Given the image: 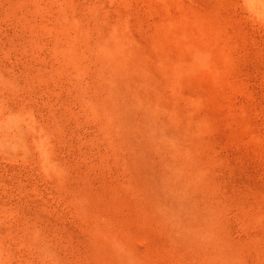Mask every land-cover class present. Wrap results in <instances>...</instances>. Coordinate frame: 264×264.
I'll list each match as a JSON object with an SVG mask.
<instances>
[{
  "label": "bare ground",
  "instance_id": "6f19581e",
  "mask_svg": "<svg viewBox=\"0 0 264 264\" xmlns=\"http://www.w3.org/2000/svg\"><path fill=\"white\" fill-rule=\"evenodd\" d=\"M216 1L218 5L210 1L211 7L203 1L206 5L201 8L197 0H145L144 14L138 11L137 0L136 4L135 0H0L1 19L19 25L25 41L17 53L0 52L2 162L7 155L16 164L26 161L46 179L70 186L64 178L65 164L54 147V127L60 118L57 132L64 131V122L70 121L76 111L90 125L92 141L103 149L104 161L115 159L119 171L124 172L132 165L126 153L123 155V138L137 126L147 131L162 157L156 171L158 179L148 190L156 196L152 201L163 215L172 218L182 244L193 250L194 263L264 264V180L234 183L237 167L219 148L220 118L204 89L208 75L219 76L224 69L219 49L228 60L229 45L235 44L230 20L222 15L223 6ZM231 1L240 18L264 40V0ZM4 20H0L1 30ZM2 40L0 46L5 43ZM31 78L44 82L43 90L55 93L48 109L40 111L32 101L25 100L22 83L33 93L39 86ZM72 100L76 108L70 106ZM57 115L59 118H55ZM127 182L130 193L145 189L131 176ZM59 183L56 189L60 187L61 192ZM2 185L0 191L5 192ZM3 192L2 197L7 194ZM61 193L63 198L68 195ZM76 193L78 196L71 200L80 205L76 198H83ZM91 199L86 200L91 203ZM38 222L16 234L0 219V264H84L92 254L81 249L83 243L79 248L80 241L70 238L69 232L57 228L50 233L52 237L50 230L46 231L48 227ZM236 227L243 233L237 234ZM109 231L97 230L89 243L98 254L91 256L97 264H146L138 250L122 237L124 233L116 230L118 236ZM62 239L65 242L61 243ZM67 243L78 247L75 257Z\"/></svg>",
  "mask_w": 264,
  "mask_h": 264
},
{
  "label": "rangeland",
  "instance_id": "374dc122",
  "mask_svg": "<svg viewBox=\"0 0 264 264\" xmlns=\"http://www.w3.org/2000/svg\"><path fill=\"white\" fill-rule=\"evenodd\" d=\"M143 1L145 2V0H137L136 4L135 0V4L139 12L142 10V13L147 14L146 8H144L145 6L143 7L146 3ZM203 1L206 2L209 7L212 6V4L211 6L209 5L212 1L214 2L213 5L217 3L215 0H210L211 2L201 0L199 4L197 0L201 8L206 5ZM219 3L224 8V10L222 8V15L225 16L224 14H226V18L230 20L229 22L232 26L231 37L235 44L229 45L231 57L228 60L223 57L224 50L219 49L218 54L222 59L224 69H222L219 76L208 75L206 79L207 82H203L204 89L208 93V99L210 105H212V109L220 118L219 140L221 143H219V148L225 154L230 164L233 167H237V169L233 171V177H235L234 183L238 182L237 185H241L244 181V183H257L264 180V40L261 38L260 34L257 36V32L250 29L248 23L246 24L243 18H240L241 16L237 14L235 5L231 0H219ZM3 19L6 20L8 18L4 17ZM3 19L0 17V20ZM6 22L8 21H5L6 26L3 25L2 30L0 28V38L2 37V39H4L2 41L5 42L0 46V52L12 55L17 53L20 44H25V41L21 39L24 38V31L21 28L17 29L19 25L15 27L14 24L9 22L6 24ZM10 25L13 26L11 27ZM4 26L7 29L9 26L10 27L6 30ZM13 31H15L16 34L14 33L13 35ZM18 37L20 40L17 39ZM8 42L15 44L9 43V45ZM17 66L20 68L19 64ZM30 81H33L35 84L39 83L36 92H29L24 82L22 83V93L26 97L25 100L32 101L41 111L42 108H47L46 106L50 105L49 103H51L55 93L52 94L45 91L46 89L43 90L44 82L41 80L31 78ZM71 105L76 108V101L72 100L70 102V106ZM72 113L73 114L69 118L71 120L64 122L67 123L64 124V131H60L59 129L60 135L57 132L58 126L61 123L58 117L59 115L55 117L59 118L58 121L54 119L57 122V127H54L55 129L57 128V134L54 130V136L57 139L54 141L56 143L54 147L56 153H59L57 156L62 162V165L65 164L64 171L67 173L64 175V178H66V181H68L71 187L67 186L66 182V187L59 182L58 186H61V192L65 194L68 192L67 197L66 195L64 198L62 197L63 193L59 191L60 187H58L59 190L57 191L56 185L58 183L55 184L57 182L56 180H51L52 178H48L50 180L46 179V177L38 173L35 168L33 169V167H31L32 165H30V168L25 160V162L21 160L23 162L22 164L19 161L20 165L18 164L19 162L16 164V162H14L15 160L11 159L6 153L7 156L4 155V157H6L3 159V162L0 157V187L4 184L2 187L5 186L4 191L7 193L0 191L6 194L3 197L0 196V219L5 220L6 227L8 229L10 228L13 233L19 234L20 230L28 227L32 222L39 221L43 224L38 222V225L40 224L44 227L45 224V228L48 227L46 231L49 229V234H52L53 230L57 228V230L61 229L60 231L65 234L69 232L70 238L75 241H80V244H77L79 248L82 247V243L85 244V246L83 245L85 250L83 247L81 249L84 252L86 251L89 255L92 253L96 257L98 255L95 253L96 249L89 245L95 232L97 230L108 229L110 230L109 232L115 233L117 230L120 235L124 233L122 237H125V239L127 238L131 246L136 249V251L138 250L137 252L143 256L146 264H195L192 259L193 256L191 255L193 250L189 251L186 244H182L183 239L180 238V230L176 229L178 227L173 223L171 217L163 215L156 207L153 203L154 200L152 201L156 196L148 191L150 190L149 187L152 184L151 182L157 181L158 179L156 171L162 157L160 151L155 149L150 142L147 131L144 130L145 132H143L136 126L130 128L125 135L123 134L124 140L122 146H124V149L122 147V152L123 155L126 153L125 156L129 160V166L132 165L129 167L130 169L128 168L124 173L123 171H119L120 169L115 159H110L109 162L111 164L104 161L102 158L104 155L102 153L103 149L99 146L97 147L94 141H92L91 133H89L91 129L90 125L87 124L76 111ZM42 115L44 116V114ZM66 130L67 132L65 134L62 133ZM58 135L60 138L63 136L61 138L62 140L65 137V141H62ZM125 139L128 140L125 141ZM59 140L62 142H59ZM100 150L102 152H100ZM3 154L1 153L0 156ZM18 160L19 159L16 161ZM9 162L11 164H8ZM113 164L117 165V171ZM24 165H26L27 168H25ZM111 168L114 171L111 170ZM30 169L32 171L34 170L33 173H29L32 172L29 171ZM118 176L121 178L119 179ZM129 176L134 179L137 186L138 184L144 186L145 189L143 192L139 190L133 193L129 192L130 187L127 182V177ZM43 178L48 182L43 180ZM122 178H124L125 181L122 180ZM52 183H54L55 186ZM51 186L54 187L52 188ZM63 188L68 191H64ZM2 189L3 188H0V190ZM70 189L72 190L70 191ZM76 192L80 193L79 195H82L83 198L81 200L82 203L80 199L76 198V200H79L80 205H75L73 201L74 196H78ZM69 195L71 197L70 200ZM85 198L89 199V201L91 198L93 199H91L90 203ZM64 199L67 200L64 201ZM69 202H72V204ZM83 204L88 205L85 207ZM89 208L94 210L90 212V214L87 213L92 211ZM164 216L166 218H164ZM161 217L164 218L163 222L165 224L162 220L160 221ZM94 224L97 225L95 226ZM165 226L167 227L165 228ZM112 228L114 229L111 230ZM236 228L237 234L240 235L243 233V230H240L241 228ZM119 234L118 236H120ZM51 236L53 237V235ZM62 242H65V240L62 239L61 243ZM73 244L74 243L68 245L67 243L66 247L70 251L73 250L70 254H72V257H75L74 254L77 252L76 248L78 247L75 248V244ZM71 245H73V247ZM136 247L139 248L137 249ZM90 249H92V251H90ZM87 251H90V253ZM92 254L90 257H86L87 261L84 259V264L85 262L86 264H97V260L91 258V256H93Z\"/></svg>",
  "mask_w": 264,
  "mask_h": 264
}]
</instances>
